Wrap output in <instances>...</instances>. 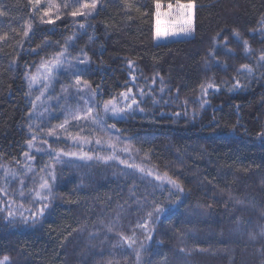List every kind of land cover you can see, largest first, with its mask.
<instances>
[{
	"label": "trees",
	"instance_id": "16d2710c",
	"mask_svg": "<svg viewBox=\"0 0 264 264\" xmlns=\"http://www.w3.org/2000/svg\"><path fill=\"white\" fill-rule=\"evenodd\" d=\"M188 2L194 36L156 44L157 0H99L83 17L60 2L53 24L43 23L42 7L30 0H0V170L20 164L30 140L28 68L67 47L68 57L85 63L66 80L79 75L101 106L116 98L123 107L120 92L133 87L139 97L145 89L143 111L109 114L105 128L147 172L133 171L137 189L153 177L147 199L132 210L147 230L137 227L127 252L113 238L85 243L87 252L77 242L96 218L119 214L129 184L96 162L78 176L62 171L51 183L53 204L35 225L0 221V264H264V0H181ZM208 83L214 88L205 94ZM1 178L0 171V185ZM158 207L166 209L159 220Z\"/></svg>",
	"mask_w": 264,
	"mask_h": 264
},
{
	"label": "rangeland",
	"instance_id": "374dc122",
	"mask_svg": "<svg viewBox=\"0 0 264 264\" xmlns=\"http://www.w3.org/2000/svg\"><path fill=\"white\" fill-rule=\"evenodd\" d=\"M99 0H97L98 3ZM60 2L74 3V0H41L40 5H35L36 8L42 7L39 11L41 19L44 23L50 17H44L43 11L49 10L52 14L55 13ZM169 9V4H160V12L168 13L169 15L175 16L174 8ZM78 6V5H77ZM194 5L192 9V33L189 36L176 35L167 38L156 39L154 42L156 44H165L178 40L190 39L194 36ZM88 11V10H85ZM157 11V8H156ZM163 19V16H162ZM41 60L36 65L31 66L27 70V75L25 82L28 88L29 102L31 104V112L29 116V139L31 140L33 136L39 137L33 140L34 147L29 148L28 144L26 147V153L33 157V159H28L25 155L20 164L16 166L5 165L1 168V179L2 183L0 185V221L3 223H20L23 225H35L38 221L43 218L46 213H48L49 208L53 204V194L49 196L48 200L41 201L37 197L36 193L39 191V186L42 183V177L47 179L49 183L57 184V178L63 174L62 171H69L75 175H79V170L85 169L86 172L93 171V167L96 166V162L103 164L109 171L116 172V177L118 182L122 181V185L128 181V185L125 187V191L122 194V210L119 214L110 216L106 213L102 214L100 218H96L93 221L90 228H86L80 231L77 236V242L80 243L81 247H84V252H87L88 246L85 243L93 244L95 240L110 242L113 238L115 242L112 243L122 249L123 252H127L129 248H132L136 242L135 234L138 233V228L143 229L140 225V218L138 219L136 214L140 210L133 212L132 210L140 209L143 205L144 200L147 199L145 194V189L149 187L151 178H145L144 185L137 189L140 185V181L136 179L134 172L136 174L147 173L140 172L141 168L135 161L134 156H131V151L121 152L119 149L125 148L124 146H118L116 143L110 141V136L106 135V128L101 130L97 126L92 125L91 121H75L71 116L65 111L66 107L72 106L75 110L77 106V101L79 100V107L82 110H86L83 100H80L76 95L77 86L75 84L76 78L71 79L69 82L66 77L71 73L73 69L80 67L82 64L79 63L81 58H67V63L57 70L56 74L49 81V88L47 90L43 87V68L42 65L45 62L50 61L54 56ZM75 65L70 67L69 65ZM69 73V74H68ZM36 76L37 81L31 83V77ZM31 84V86H30ZM44 92V96L41 100L37 101L36 97L40 96ZM83 96L88 97L92 100L93 104H98L99 108L95 109L94 112H98L100 115H104L103 106H101L95 100L94 93L91 91L89 86L85 87ZM71 96L72 99H68ZM35 102V106H34ZM123 104V103H122ZM109 115V114H108ZM69 120V124L65 129H60L59 125L64 122L65 119ZM81 127L80 130H77ZM49 130H54L58 133L59 139L56 137H50L47 135ZM79 136L87 138L90 143L83 144L82 146H74V142L71 137ZM99 139L102 141V145H96L95 141ZM47 140L48 143H44ZM111 145H115L117 150V156L119 159L107 160L97 159V157H107L112 154ZM42 149L37 151V149ZM49 151H63L65 153H77V156L62 155L59 159H53L48 153ZM81 152H88L93 159H79V154ZM120 159L126 160L129 163L135 165L134 168H128L125 164L120 163ZM132 160V161H131ZM15 173L13 176L12 174ZM55 175V181H52V175ZM109 173H107L108 175ZM131 176L132 178H129ZM171 186L170 184H168ZM47 195V193H45ZM124 196V197H123ZM47 204L43 214H40V208ZM173 204H169V207H173ZM155 209V208H152ZM11 213V215H10ZM32 213H36L33 217ZM83 224V223H82ZM138 227V228H137ZM132 230L133 234L126 239L124 238L122 229ZM112 241V240H111ZM126 241H131V246ZM85 244L84 246H82ZM119 249V250H120ZM84 255V254H82Z\"/></svg>",
	"mask_w": 264,
	"mask_h": 264
},
{
	"label": "snow or ice",
	"instance_id": "6c2138e0",
	"mask_svg": "<svg viewBox=\"0 0 264 264\" xmlns=\"http://www.w3.org/2000/svg\"><path fill=\"white\" fill-rule=\"evenodd\" d=\"M31 3H33L34 5H40L41 0H30ZM78 5V6H77ZM67 7V5H65ZM73 7L74 10L70 13V15L72 17H78V16H89L91 15V10L96 9L97 7V0H74L73 3ZM156 8L157 11L155 13V23H154V38L156 39H161V38H167L170 36H176V35H184V36H189L192 33V9H193V4L191 2L188 3H181V0H176V4H175V8H174V12H175V16L169 15L168 13H161L160 12V4L157 0L156 3ZM169 9H173V5L169 4L168 5ZM88 10V11H85ZM5 13L0 11V15H4ZM43 16L44 17H50L49 19H47L46 21H44L45 23L48 24H53L55 23V20L51 18V13L49 10H44L43 11ZM163 16V19H162ZM55 19H60L59 16H56ZM81 28L84 27L83 24L80 25ZM25 36H28L29 33L27 31H25L24 33ZM238 35V33L236 34ZM3 37H0V39H2ZM69 40H71V37L69 38ZM245 45V50L248 51V44L247 41L244 42ZM67 53H68V49L67 47H65L61 52L56 53V55L50 60L45 62V64L42 65L43 68V87L45 90H47L49 88V81L50 79L56 74L57 70L61 69L65 63H67ZM260 61H264V54H262L259 57ZM79 63L83 64L85 63L84 60H80ZM70 67H74L75 65H69ZM129 68L131 70V72L133 73L130 76L131 81L133 82V86H135V82L137 80V76L134 74L135 73V68L133 65L132 61H129ZM242 70H246L248 73H252V68L249 67V65L245 64L241 66ZM73 75L76 76V80H75V84L77 86V93L76 95L79 97L80 100H83L84 106L86 110H82L79 107V100L77 101V106L75 108V110L72 108V106H68L66 107L65 111L68 113L69 116L72 117L73 120L79 122V121H91L92 125L97 126L98 128H100L101 130H104L105 126H106V117L108 116V114L111 115L112 119H118V118H122L124 114H126L129 111L134 110L135 108H140V111H143L144 109L142 107H140V104H142L144 102V100L147 98L146 96V92L145 89L141 88L138 89V93H139V97H137V95H135L133 93V87H127L126 91H122L119 93V97L122 99V102L124 104L123 107L119 106L120 102L117 101L116 98H110L109 100L105 101L103 104V112L104 115H100L98 112H94L95 109L99 108L98 104H93L92 100L88 97H85L82 95V93L85 90V87H87V81H82L81 77L75 73H73ZM37 81V77L33 76L31 77V83H35ZM156 80L155 78H153L152 84H155ZM161 84H163V79H161L160 81ZM31 86V84H30ZM241 85L239 84V81H237L236 83V87H240ZM204 88V92L205 94L207 93V91L209 89L214 88V84L213 83H208L206 86H202ZM155 89L152 88L151 86H149L148 88V93H152L154 92ZM161 93L164 92V88L161 87L160 89ZM95 95V94H94ZM44 96V92L41 93L40 96L36 97V100L39 101L42 99V97ZM68 99H72L71 96L68 97ZM161 99H163V97L161 96ZM159 101L157 100H153V104L158 103ZM167 103V102H165ZM34 106H35V102H34ZM203 106V105H202ZM177 115H179V113H177ZM69 124V120L66 118L64 120L63 123H61L59 125L60 129H65V127ZM115 125H107L108 129L114 128ZM48 136L50 137H56L57 139H59V135L56 131L54 130H49L47 133ZM39 137L37 136H33V138L31 140H29L28 143V147L32 148L34 147L33 144V140L38 139ZM71 139L74 142V146H82L83 144H87L90 143L89 140H87V138L84 137H79V136H74L71 137ZM44 143H48L47 140H44ZM96 145H102V141L97 139L95 141ZM113 151L112 154L107 156V157H97V159H104L105 161L107 160H115V159H119V157L117 156V150L115 148V145H111ZM42 149H37V151H41ZM119 151L121 152H128L129 149L127 147L119 149ZM53 159H59L60 156L62 155H71V156H77V153H65L63 151H49L48 153ZM25 156L28 159H33L32 156H30L28 153H25ZM79 159H88L91 160L93 159V157L91 155H89L88 152H81L79 154ZM120 163L121 164H125L126 167L128 168H134L135 165L132 163H129L126 160L120 159ZM140 172H144V169L141 167L139 168ZM149 175H151V172L148 173ZM13 176L15 175V173L12 174ZM42 179V183L39 186V191L36 193L37 197L39 198V200L44 201V200H48L49 196L51 195L52 192V186L49 183V181L45 178H41ZM156 179H161L160 176H157ZM52 181H55V175H52ZM168 183L171 184L174 188H176L177 190L182 191L180 185L178 183H176V181L168 179ZM47 193V195L45 194ZM45 208H47V204H44L41 208H40V214L42 215ZM166 209L164 208H160L158 207L156 209V219L159 220L160 219V214L163 213ZM11 215V213H10ZM32 216L35 217L36 213H32ZM152 213H149V217L151 218ZM147 224L148 221H145L144 224L140 225L141 227L145 228V230H147ZM129 243V246H131V241H126Z\"/></svg>",
	"mask_w": 264,
	"mask_h": 264
}]
</instances>
